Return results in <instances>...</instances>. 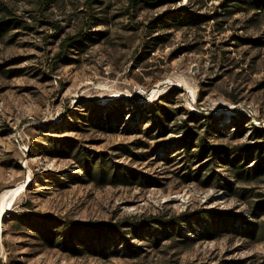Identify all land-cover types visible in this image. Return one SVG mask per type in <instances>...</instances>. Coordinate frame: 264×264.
<instances>
[{
	"label": "rangeland",
	"instance_id": "obj_1",
	"mask_svg": "<svg viewBox=\"0 0 264 264\" xmlns=\"http://www.w3.org/2000/svg\"><path fill=\"white\" fill-rule=\"evenodd\" d=\"M43 1L45 8L41 0H0V16L19 22L0 42V194L23 186L1 220L0 264H264V237L251 234L264 232V215L250 211L251 202L264 194V177L238 182L234 191L186 183L179 169L183 158L167 161V145L152 151L156 142L180 135L151 139L133 129L142 107L162 96L174 98L173 107L214 115L231 130L237 118L246 116V135L251 124L264 126V46L241 40L264 39V15L249 21L244 13L223 15L222 0H210L202 13L217 12L218 19L202 29L151 31L157 15L186 6L187 0L140 6L134 19L126 14L128 0H100L93 10L90 45L54 67L62 38L86 28L87 0ZM162 33L167 40L153 46L152 37ZM114 102L125 105L115 131L66 129L74 114L94 116L96 106ZM48 137H68L103 151L146 175L149 183L101 185L73 159L51 154ZM121 146L144 157L124 155ZM192 210L230 213L231 226L218 229L201 220L176 228L156 225L126 234L135 251L118 236L104 235L94 244L98 249L78 253L40 243L31 231L13 226L11 216L23 212L90 224Z\"/></svg>",
	"mask_w": 264,
	"mask_h": 264
},
{
	"label": "trees",
	"instance_id": "obj_2",
	"mask_svg": "<svg viewBox=\"0 0 264 264\" xmlns=\"http://www.w3.org/2000/svg\"><path fill=\"white\" fill-rule=\"evenodd\" d=\"M100 0H87L86 2V28L80 29L74 35L62 38L59 52L53 58V66L65 61L70 54L85 51L92 41L91 34L96 26V16L94 6ZM183 0H128L126 14L134 13L140 6L157 7L168 3L176 4ZM210 0H187L188 5L181 6L174 11H164L157 15L148 26L151 31H167L169 29L196 28L202 29L214 19L217 20V12L212 14L202 13V10ZM43 8L46 2L41 0ZM220 8H223V15L244 13L248 16V21L254 17L264 15V0H222ZM224 17V16H223ZM228 18L224 21L226 23ZM19 22L12 17L0 16V42L9 35L12 29L18 27ZM60 31V28L59 30ZM237 39V38H236ZM167 39L164 34L152 37L151 44L156 46ZM242 44L250 47L264 46V39L260 36L241 37ZM174 98L162 96L151 105L143 106L138 112L139 122L133 124V129L144 133L151 139L163 137L168 133L180 135L174 141L156 142L152 151L160 146L167 145V161L175 156L183 158L184 165L181 179L186 183H197L202 187L223 188L234 191L238 182L253 183L264 177V126L250 125L249 133L246 135V123L249 120L246 116H241L231 126L234 128H224L219 125L218 119L211 114H196L184 109L173 107ZM123 103L114 102L111 106H96V114H87L80 118L76 114L73 120L67 122L66 129L88 131L97 128L103 131H115L119 126L120 119L124 113ZM136 109L135 106H133ZM86 109H89L86 106ZM90 111V110H88ZM180 117H183L182 119ZM81 119V120H80ZM144 124H148L143 128ZM134 130V131H135ZM245 137V138H244ZM48 147L53 149L50 153L55 156L71 158L91 180H95L101 185H145L148 179L146 175L132 167H126L117 162L103 151H92L74 143L68 137H48ZM244 138V141L240 139ZM124 155L140 157L143 154H136L130 147L121 146ZM174 154V155H171ZM198 164L195 168L194 165ZM222 169L228 173V180L218 170ZM235 182V183H233ZM32 183L26 189H30ZM250 205L251 214L255 217L264 215V194L258 196ZM13 226H23L31 231V236L40 243L52 248H59L63 251L78 252L93 251L98 249L94 244L98 243L104 235L118 236L128 249L135 251L136 245L130 242V236L126 234L131 231L133 234H140L143 231L153 229L156 225L162 227L176 228L178 225H190L192 221L205 222L206 226L220 227L218 229L229 228L232 220L230 213L221 211L205 212L192 210L172 217H161L150 215L131 220H121L119 222H93L90 224L75 220L55 221L48 215L32 216L23 212L11 214ZM250 224V222L248 223ZM247 227V226H246ZM250 230L249 228H247ZM256 229V228H255ZM247 230V231H248ZM251 231V230H250ZM260 232V234H259ZM258 233L261 236L263 231L252 230L251 234ZM84 234V236H83ZM101 247V246H100ZM86 249V250H83ZM102 253V252H101Z\"/></svg>",
	"mask_w": 264,
	"mask_h": 264
},
{
	"label": "bare ground",
	"instance_id": "obj_3",
	"mask_svg": "<svg viewBox=\"0 0 264 264\" xmlns=\"http://www.w3.org/2000/svg\"><path fill=\"white\" fill-rule=\"evenodd\" d=\"M21 187L16 188H9L4 190L0 194V205H1V211H0V230L2 228L3 223L1 222L2 216L7 212V210L10 208L12 201L17 196V194L21 191Z\"/></svg>",
	"mask_w": 264,
	"mask_h": 264
},
{
	"label": "water",
	"instance_id": "obj_4",
	"mask_svg": "<svg viewBox=\"0 0 264 264\" xmlns=\"http://www.w3.org/2000/svg\"><path fill=\"white\" fill-rule=\"evenodd\" d=\"M26 186H27V185H25V187H26ZM4 215H5V214H4ZM4 215H3V216H4ZM3 216H2V220H3Z\"/></svg>",
	"mask_w": 264,
	"mask_h": 264
}]
</instances>
